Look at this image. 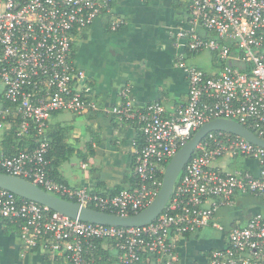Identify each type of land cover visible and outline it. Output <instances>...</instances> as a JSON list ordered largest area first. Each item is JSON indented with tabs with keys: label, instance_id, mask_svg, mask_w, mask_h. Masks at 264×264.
<instances>
[{
	"label": "built area",
	"instance_id": "built-area-1",
	"mask_svg": "<svg viewBox=\"0 0 264 264\" xmlns=\"http://www.w3.org/2000/svg\"><path fill=\"white\" fill-rule=\"evenodd\" d=\"M112 1L0 0V131L16 126L20 138L33 137L30 148L10 156L0 152V172L81 206L126 216L152 202L166 164L203 124L229 119L264 138V0H186L188 15L176 30V43L191 56L210 52L215 69L207 73L189 65L180 53L188 93L169 115L158 102L135 112L128 90L121 91L125 100L110 112L118 120L136 118L141 143L135 147L133 185L110 195L70 187L50 175L46 128L55 112L98 109L86 96L85 75L72 63L71 50L78 33L112 13ZM123 22L114 21L111 29ZM225 156L253 159L259 173L223 171L215 162ZM236 194L264 201V147L237 134L210 131L195 146L165 208L142 226L72 218L3 188L0 222L17 224L26 249L40 247L62 264H102L98 248L114 253L106 264H137L145 256L158 264H179L173 236L209 224L224 230L213 221L215 213L232 205ZM193 264H264V215L251 214L244 225H232L225 245Z\"/></svg>",
	"mask_w": 264,
	"mask_h": 264
},
{
	"label": "crops",
	"instance_id": "crops-1",
	"mask_svg": "<svg viewBox=\"0 0 264 264\" xmlns=\"http://www.w3.org/2000/svg\"><path fill=\"white\" fill-rule=\"evenodd\" d=\"M187 15L186 0H113L112 13L100 15L76 35L71 61L84 72L85 85L89 88L86 96L98 109L83 114L59 111L49 118L46 134L60 138L48 157L55 180L110 195L133 185L135 147L141 139L139 124L136 118L118 120L110 111L125 100L123 89L128 90L135 112H143L149 104L158 102L169 115L185 103L188 83L183 68L178 65V55L183 53L186 63L192 65L191 58L201 54L191 56L176 43V30ZM118 19L124 22L111 29ZM1 91L0 86V106ZM6 131H0L3 153ZM17 143L9 151L20 150ZM215 165L226 172L259 173L258 164L242 156L223 157ZM249 217L237 220L231 206L225 205L218 208L213 220L224 230L209 224L193 233L174 235L178 263H203L207 250L225 245V231L234 224L244 225ZM0 264L62 263L54 261L40 247L26 249L14 225L2 221ZM137 264L158 262L145 256Z\"/></svg>",
	"mask_w": 264,
	"mask_h": 264
},
{
	"label": "water",
	"instance_id": "water-1",
	"mask_svg": "<svg viewBox=\"0 0 264 264\" xmlns=\"http://www.w3.org/2000/svg\"><path fill=\"white\" fill-rule=\"evenodd\" d=\"M210 131H225L237 134L253 144L264 147V138L258 137L247 127L236 121L216 118L203 124L168 161L164 169L162 185L158 194L147 207L136 214L123 216L81 206L76 202L48 192L22 177L4 172H0V188L9 190L20 198L34 201L72 218L77 217L84 221L103 225L142 226L152 221L165 208L173 191L174 184L184 165L191 157L195 146Z\"/></svg>",
	"mask_w": 264,
	"mask_h": 264
},
{
	"label": "rangeland",
	"instance_id": "rangeland-1",
	"mask_svg": "<svg viewBox=\"0 0 264 264\" xmlns=\"http://www.w3.org/2000/svg\"><path fill=\"white\" fill-rule=\"evenodd\" d=\"M191 64L199 66L203 71L211 73L214 70V62L212 54L208 51L201 52L198 58H191ZM1 86V85H0ZM228 158V156H225ZM234 203L231 206L232 212L237 217V220L244 219L250 214L261 213L264 214V201L251 195L236 194L233 199Z\"/></svg>",
	"mask_w": 264,
	"mask_h": 264
},
{
	"label": "trees",
	"instance_id": "trees-1",
	"mask_svg": "<svg viewBox=\"0 0 264 264\" xmlns=\"http://www.w3.org/2000/svg\"><path fill=\"white\" fill-rule=\"evenodd\" d=\"M190 55V54H189ZM46 136L48 137V139L50 138V142H49V149H48V153H47V157H50V154H51V150L53 151V146L54 148L57 146V144H59L60 142V138L59 137H54L53 135L51 136L50 134H46ZM33 137H29V138H20L19 136L16 135V126H12L8 131L5 132L4 136H3V147L5 149V152L4 154L10 156L14 153H12V151H9L11 150V145L14 144L15 141H17V149L20 148V149H24L25 147L27 148H30L33 146ZM139 143H141V139L139 141ZM137 143V144H139ZM64 158V157H63ZM63 158L61 159H58L59 161H61ZM57 160V161H58ZM57 163V162H55ZM49 173H50V170H49ZM51 175V173H50ZM135 177V176H134ZM134 181H135V178H134ZM134 183V182H133ZM119 192V190L115 191V193ZM115 193H112V194H115ZM14 227H15V230H17V232L19 233V227L17 224H13ZM210 250V249H209ZM207 250V252L209 251ZM98 253H100V255L102 256V264H106L109 259L111 258V255L110 253L108 252V250H103L101 248H98ZM59 256L55 257L56 259H54V261H58L60 260V258L58 259Z\"/></svg>",
	"mask_w": 264,
	"mask_h": 264
}]
</instances>
